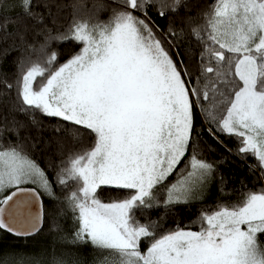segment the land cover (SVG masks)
<instances>
[{
	"label": "snow or ice",
	"instance_id": "6c2138e0",
	"mask_svg": "<svg viewBox=\"0 0 264 264\" xmlns=\"http://www.w3.org/2000/svg\"><path fill=\"white\" fill-rule=\"evenodd\" d=\"M118 3L107 22L74 20L57 36L42 30L46 44L80 45L58 67L55 52L27 67L21 61L19 110L70 122L94 142L55 166L53 178L24 146L0 144V231L35 233L42 194L54 197V184L67 189L71 183L65 197L76 223L71 242L91 244L105 254L102 264H264V191L202 211L199 231L158 235L155 221L136 218L137 211L159 204L162 190L165 207L188 203L212 178L214 166L195 151L178 168L192 148L197 108L214 137H236L239 153L251 154L264 174V0H210L204 22L190 25L200 46L195 77L170 52L184 32L170 26L162 37L149 15L154 7L160 17L176 13L183 0ZM19 7L44 23L32 12L33 0H19ZM174 172L180 175L169 185ZM104 187L127 195L104 202Z\"/></svg>",
	"mask_w": 264,
	"mask_h": 264
},
{
	"label": "trees",
	"instance_id": "16d2710c",
	"mask_svg": "<svg viewBox=\"0 0 264 264\" xmlns=\"http://www.w3.org/2000/svg\"><path fill=\"white\" fill-rule=\"evenodd\" d=\"M162 2L171 3L172 0ZM209 2L210 0H183L188 7H184L182 3L176 13L169 12L164 17L157 14L155 7L149 10V15L155 21L154 27L162 37L167 36L170 26L178 33L184 32L170 52L178 63L181 59L184 60L194 77L199 71L200 46L190 34V25L204 22L203 13ZM120 7L118 0H33L32 12L44 18L43 24H36L23 14L19 0H0V144L24 146L32 158L47 170L50 178L54 177L53 169L62 160H66L70 154L89 148L94 141L92 136L70 122L40 114L33 118L19 110L16 81L20 76L21 61L27 67L29 62L43 60L46 55L55 52L58 67L78 52L80 45L72 41L56 40H50L46 44L43 29H50L51 35L57 36L66 33L74 20L107 22ZM38 32L41 34L37 35ZM41 45H46L43 51ZM177 52L180 53L179 56L176 55ZM4 81L13 85L10 91L4 88ZM194 126L192 148L178 168H185L193 151L198 158L211 163L215 171L208 197L203 202L165 207V193L162 190L157 206L137 211L136 215L141 223L155 221L158 235L177 228L199 231L198 218L202 211L215 210L221 204H236L249 192L264 191V174L257 160L251 154L239 153L240 142L236 137L219 133L214 137L208 131L209 125L199 108L194 114ZM179 175L180 172H174L166 183L171 185ZM74 187L70 183L67 189H61L58 184H54V197L41 196L43 223L36 234L17 237L0 231V258L13 250L17 255L29 253L33 262L42 264H53L54 259L61 260L62 264H100V252L91 244L71 242L76 223L65 203V197ZM99 191L104 202L127 195V190L104 187ZM261 240L264 242V236ZM147 246L148 241H144L142 250H146Z\"/></svg>",
	"mask_w": 264,
	"mask_h": 264
},
{
	"label": "rangeland",
	"instance_id": "374dc122",
	"mask_svg": "<svg viewBox=\"0 0 264 264\" xmlns=\"http://www.w3.org/2000/svg\"><path fill=\"white\" fill-rule=\"evenodd\" d=\"M30 187H35L34 185H30ZM42 196L47 197V198H51L50 196L46 195V194H42ZM191 201V200H190ZM164 205V203H163ZM100 258V264H102V261L105 258V254L103 253H99ZM41 262H33L30 259V255L29 253L25 254V253H21L20 254H16L15 252H13V250H10L9 253L6 256H3L0 258V264H40ZM42 264V263H41Z\"/></svg>",
	"mask_w": 264,
	"mask_h": 264
},
{
	"label": "crops",
	"instance_id": "0c3cea01",
	"mask_svg": "<svg viewBox=\"0 0 264 264\" xmlns=\"http://www.w3.org/2000/svg\"><path fill=\"white\" fill-rule=\"evenodd\" d=\"M211 181H212V178L207 182V184L204 186L203 190L198 192L196 194L195 198L191 199V201H189L188 203L205 201V199L208 197V191L211 187ZM175 182H173V183H175Z\"/></svg>",
	"mask_w": 264,
	"mask_h": 264
},
{
	"label": "water",
	"instance_id": "95a60500",
	"mask_svg": "<svg viewBox=\"0 0 264 264\" xmlns=\"http://www.w3.org/2000/svg\"><path fill=\"white\" fill-rule=\"evenodd\" d=\"M42 223H43V211H42V219H41L40 226H39L38 230H37L35 233H33L32 235L36 234V233L41 229V227H42ZM6 232H7V231H6ZM8 233H9V232H8ZM10 234H12V233H10ZM12 235H14V234H12ZM32 235H29V236H32ZM14 236H16V235H14ZM24 237H26V236H24Z\"/></svg>",
	"mask_w": 264,
	"mask_h": 264
}]
</instances>
